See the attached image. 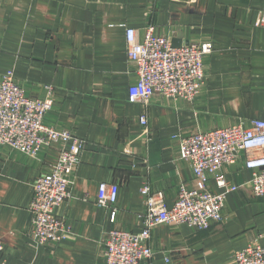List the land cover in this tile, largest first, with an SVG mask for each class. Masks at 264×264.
<instances>
[{"label":"crops","instance_id":"obj_1","mask_svg":"<svg viewBox=\"0 0 264 264\" xmlns=\"http://www.w3.org/2000/svg\"><path fill=\"white\" fill-rule=\"evenodd\" d=\"M263 13L264 0H0V79L13 71L34 99L46 98L51 87L55 106L45 124L87 144L72 197L56 209L72 234L46 247L31 237L29 206L36 180L51 172L62 145L37 158L0 148V260L106 264L111 231L143 228L144 186L163 192L169 207L181 185L220 194L214 177L201 184L179 159V139L264 120ZM149 27L180 47L213 45L204 59L206 81L191 103L161 96L145 106L128 102L135 72L126 28L143 41ZM245 162L241 153L220 170L238 188L226 196L222 222L206 231L156 227L149 264H234L233 255L264 232V198L253 194ZM101 183L118 185L115 205L98 206Z\"/></svg>","mask_w":264,"mask_h":264},{"label":"built area","instance_id":"obj_2","mask_svg":"<svg viewBox=\"0 0 264 264\" xmlns=\"http://www.w3.org/2000/svg\"><path fill=\"white\" fill-rule=\"evenodd\" d=\"M264 26V13L259 22ZM129 60L134 64L135 81L130 85L128 102L145 106L154 96L191 103L206 81L204 59L213 52L210 43L174 47L170 40L159 36L154 27L146 30L141 41L138 32L126 28ZM44 99L28 96L14 72L0 79V148H9L37 158L45 148L61 144L60 154L51 172L40 176L34 184L29 206L31 237L37 246H55L71 236L66 222L56 209L72 197L73 174L86 148L84 140L68 131H57L45 124V117L55 106L53 89L47 88ZM143 126L147 119L141 118ZM179 159L189 163L194 177L203 185L211 175L223 191L188 189L181 185L171 207L163 192L144 186L145 199L141 215L143 228L139 234L113 230L106 243V264H149L155 252L148 246L151 232L163 225H187L206 231L222 222L227 194L238 188L229 185L220 175L224 165H232L239 154L246 157L245 167L252 174L253 194L264 198V120L252 121L250 128L234 126L205 132L196 131L179 139ZM117 184L101 183L98 206L117 203ZM4 247L0 243V254ZM168 263V258H165ZM234 264H264V232L244 250L233 255ZM0 264H6L0 260Z\"/></svg>","mask_w":264,"mask_h":264},{"label":"water","instance_id":"obj_3","mask_svg":"<svg viewBox=\"0 0 264 264\" xmlns=\"http://www.w3.org/2000/svg\"><path fill=\"white\" fill-rule=\"evenodd\" d=\"M172 45H173L174 47H180V45H179L178 43H176L175 41L172 42Z\"/></svg>","mask_w":264,"mask_h":264}]
</instances>
